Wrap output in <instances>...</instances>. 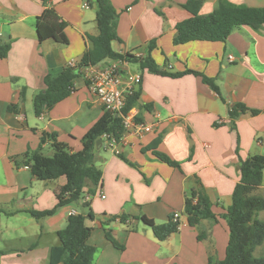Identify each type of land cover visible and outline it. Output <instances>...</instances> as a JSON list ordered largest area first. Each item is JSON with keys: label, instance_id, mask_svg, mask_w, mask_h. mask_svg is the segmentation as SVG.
I'll list each match as a JSON object with an SVG mask.
<instances>
[{"label": "crops", "instance_id": "0c3cea01", "mask_svg": "<svg viewBox=\"0 0 264 264\" xmlns=\"http://www.w3.org/2000/svg\"><path fill=\"white\" fill-rule=\"evenodd\" d=\"M108 1L118 14L114 52L138 51L171 73L197 72L213 79L218 93L200 76L163 77L131 63L128 71L142 77L133 110L152 131L126 134L114 149L107 148L102 137L94 150V164L102 173L94 194L85 189L80 202L35 219L28 212L55 209L66 180L39 181L15 161L38 149L50 155L51 142L41 143L43 133L54 134L72 153L80 151L82 138L105 113L87 88L83 70L66 99L40 116L34 112L44 77L57 76L70 62L79 63L88 47L86 38L97 36V6L93 0H47L67 24L68 45L62 46L53 40L38 42L35 19L46 7L40 0H0V43L9 44L7 57L0 59V264H48L50 248L58 245L57 232L66 227L72 211L81 213L83 203L88 204L83 214L89 210L94 216L85 220L91 230L87 243L96 248L93 264H207L209 258H224L229 230L222 216L240 179L239 164L264 156V27H242L224 43L174 45L175 26L191 17L181 7L189 0ZM200 1L199 14L207 15L219 0ZM226 1L264 8V0ZM234 104L259 113L245 112L231 123L228 110ZM154 152L180 168L160 161ZM198 183L215 219L190 227L184 201ZM254 194L264 198V173ZM173 214L179 216L178 231L162 242L137 219L145 216L161 225ZM123 215L131 217L126 224L109 221ZM258 219L264 221V211ZM104 229L123 250L106 240Z\"/></svg>", "mask_w": 264, "mask_h": 264}, {"label": "trees", "instance_id": "16d2710c", "mask_svg": "<svg viewBox=\"0 0 264 264\" xmlns=\"http://www.w3.org/2000/svg\"><path fill=\"white\" fill-rule=\"evenodd\" d=\"M46 5L45 9L35 19V31L39 43L53 40L66 46L67 24L61 20L54 8L48 5L47 0H40ZM96 4V24L98 34L95 37H87L88 47L82 55L79 63L73 67H65L57 76L47 75L43 79L44 90L34 99V112L40 116L44 111L51 110L56 104L66 99L74 90L73 82L81 70L95 66L107 60L120 58L131 59L127 54L122 55L113 51L111 44L119 41L117 36L118 14L108 0H93ZM202 1L189 0L181 7L191 14L189 19L179 22L175 26L176 36L174 45H184L194 41L222 42L236 30L242 27H250L258 31L264 27V8H250L245 5H237L226 0H219L213 11L207 15H200ZM155 46L152 41L150 50ZM9 50V44L0 43V59H5ZM132 61V60H130ZM132 63L151 74L180 78L186 74L200 76L204 84L218 93V87L213 79L202 76L194 71L182 73H171L158 68L149 56L141 60H133ZM139 93L126 98L124 113L137 107ZM148 106H145L147 108ZM13 106L8 110L12 111ZM249 112L257 115L259 111L246 108L243 104H234L228 110V118L231 123L241 114ZM139 122V119H135ZM124 133L121 119L105 112L99 120L87 131L81 140L80 151L72 153L68 146L58 142L54 134H42L41 143L51 142V154L42 153L41 149L27 151L21 161H15L16 167H25L32 177L39 181H51L64 177L66 180L58 197L55 209L44 212H28L35 219L50 216L54 211L68 203H78L87 189L89 195L94 194L102 173L94 164V150L96 141L104 135H111L119 142ZM160 161L173 168L179 169V164L167 156L158 152L153 153ZM123 159V157H121ZM127 163V160L123 159ZM131 164V163H129ZM264 173V156L255 155L241 161L239 164V181L235 185L231 195V205L222 216L228 230V242L225 248L224 258L220 261L208 259L207 264H264V256L256 257L258 247L264 246V221L258 219V213L264 211V198L254 193L262 183ZM84 210L88 208L87 203L81 206ZM183 214L190 227H197L203 220H214L215 215L211 210V203L201 184L188 191L184 201ZM86 217L93 219L91 211L80 213L69 217L66 227L57 232L58 245L49 250L48 264H93L96 248L88 245L90 228L85 225ZM131 217L119 216L109 221L118 220L126 224ZM136 219V218H132ZM152 231L154 238L165 241L179 228V221L173 220V215L168 222L156 225L145 216L137 218ZM106 240L118 250H123L112 236L109 230L104 229ZM200 236V235H199ZM198 240H201V236Z\"/></svg>", "mask_w": 264, "mask_h": 264}, {"label": "built area", "instance_id": "2783aa9c", "mask_svg": "<svg viewBox=\"0 0 264 264\" xmlns=\"http://www.w3.org/2000/svg\"><path fill=\"white\" fill-rule=\"evenodd\" d=\"M125 54L129 55L131 59L120 58L116 60H107L95 66L83 69V79L90 92L101 102L104 111L121 119L124 130L122 137L126 134L142 136L150 133L153 127L143 122L136 121L134 110L131 109L127 113H124V108L126 98L133 95L142 79L139 73L129 72L128 66L133 60L143 59V56L138 51ZM228 61H233L232 56H228ZM74 65V62L69 63L71 67ZM103 137L106 139V147L109 149H114L120 142H117L111 135H104ZM70 215H76V213L72 211ZM178 217V214H173L174 221H177Z\"/></svg>", "mask_w": 264, "mask_h": 264}, {"label": "rangeland", "instance_id": "374dc122", "mask_svg": "<svg viewBox=\"0 0 264 264\" xmlns=\"http://www.w3.org/2000/svg\"><path fill=\"white\" fill-rule=\"evenodd\" d=\"M131 66L133 67V65L131 64ZM45 154H46V152H45ZM79 211L81 212V213H83L85 210L82 208V207H79ZM262 248H264L263 246L262 247H259L258 249H257V251L255 252V256L256 257H261L262 256V251L261 250H263ZM261 255V256H260Z\"/></svg>", "mask_w": 264, "mask_h": 264}, {"label": "water", "instance_id": "95a60500", "mask_svg": "<svg viewBox=\"0 0 264 264\" xmlns=\"http://www.w3.org/2000/svg\"><path fill=\"white\" fill-rule=\"evenodd\" d=\"M100 143H101V138L97 139V141H96V148H98V146L100 145Z\"/></svg>", "mask_w": 264, "mask_h": 264}]
</instances>
